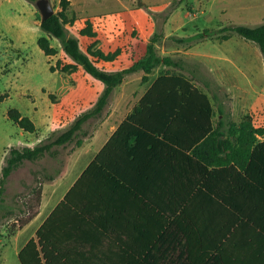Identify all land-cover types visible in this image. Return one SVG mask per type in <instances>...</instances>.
I'll use <instances>...</instances> for the list:
<instances>
[{
  "label": "crops",
  "instance_id": "obj_1",
  "mask_svg": "<svg viewBox=\"0 0 264 264\" xmlns=\"http://www.w3.org/2000/svg\"><path fill=\"white\" fill-rule=\"evenodd\" d=\"M174 67L160 63L150 73H128L105 108L86 121L81 142L66 159L59 148L52 157L56 166L43 168L45 177L53 178L43 182L39 213L20 234L38 223L18 251L67 198L60 220L69 236L65 246L71 248L65 258L74 264H264L258 176L231 168L234 161L216 164L235 155L236 135L230 129L240 125L225 123L214 106V127L222 134L212 141L203 134L207 117L204 121L202 115L198 125L190 108L176 119L166 110L139 107L160 74L189 77L171 71ZM79 94L78 99L87 97L85 89ZM51 104L47 112L27 113L37 125L36 137L20 140L17 147L34 146L63 128L68 111L58 112ZM6 155L0 158V172Z\"/></svg>",
  "mask_w": 264,
  "mask_h": 264
},
{
  "label": "rangeland",
  "instance_id": "obj_2",
  "mask_svg": "<svg viewBox=\"0 0 264 264\" xmlns=\"http://www.w3.org/2000/svg\"><path fill=\"white\" fill-rule=\"evenodd\" d=\"M51 2L55 12L63 10L61 0ZM66 12L68 32L79 38L83 50L118 51L112 60L98 59L100 67L132 65L147 55L148 44L157 33L158 52L181 64L170 70L194 78L213 99L217 113H224L225 123L264 128V53L256 42L229 29L263 23L264 0H70ZM41 20L35 2L0 0V158L20 140L36 137V132L9 118L11 108L28 115L35 110L47 112L56 103V111H68L62 123L66 129L81 110L95 107L103 92L100 80L83 66L72 72L63 70V65H73L75 60L64 52L58 38L51 37L58 52H44L38 44V38L46 34ZM87 20L93 23L96 36L81 33ZM84 89L87 97L78 99ZM258 138L264 139V133ZM79 139L61 147L63 159ZM53 166L56 160L48 155L26 161L10 175L6 193L14 206L0 220V264H22L18 250L38 222L20 234L21 208L32 187L45 182L43 168L52 170Z\"/></svg>",
  "mask_w": 264,
  "mask_h": 264
},
{
  "label": "trees",
  "instance_id": "obj_3",
  "mask_svg": "<svg viewBox=\"0 0 264 264\" xmlns=\"http://www.w3.org/2000/svg\"><path fill=\"white\" fill-rule=\"evenodd\" d=\"M35 2L37 0H30ZM63 10L55 12L45 20H41V28L45 35L38 38L39 46L47 55H54L58 52L51 42V37L60 40L64 52L75 60V64L63 65V70L71 72L83 66L84 70L102 81L106 87L101 94L97 104L92 109L82 112L72 124L55 137L44 139L34 146L17 147L12 146L6 156V164L0 174V220L7 217L13 211V204L7 199V183L14 170L28 161H38L45 156L56 157L60 147H66L76 140V137L83 130L86 121L92 116L105 108L108 103L112 90L123 82L128 73L142 69L150 73L152 69L160 64L179 66L178 60L170 55H161L157 50V41L159 35L156 33L148 44V53L132 65L122 69L109 70L102 68L97 64L98 59L112 60L118 54V51L106 53L104 50H94L88 47L87 51L83 50L79 38L70 35L68 32V14L66 12L70 0H61ZM229 29L239 33L243 38L256 42L264 53V22L258 25L237 24ZM81 33L89 36H96L97 31L93 29V23L87 20L86 25L81 29ZM228 36V35H226ZM230 36V35H229ZM61 63L58 60V65ZM57 65V66H58ZM56 68H53L55 70ZM167 93L169 98L157 97L160 93ZM176 93V94H175ZM176 96H173V95ZM140 108L154 107L166 110L170 117L175 114L176 119L182 117L183 110L190 108L196 116L197 124L201 125L202 115L204 121L207 117V128L204 125V135L209 133L212 141H217L218 135L222 133L219 127H214L213 115L215 113L213 100L208 92L193 82L192 78L182 74L162 73L152 84L147 94L140 101ZM8 116L15 123L19 124L27 131H35L37 125L28 115H25L18 108H11ZM220 124V123H219ZM264 133V128L242 125L237 129H230V134L236 135L237 146L232 148L234 156L228 155L226 158L219 160L216 164L229 165L231 161L235 164L231 168L237 167L246 173H252L258 176L257 184L263 189L260 198L264 203V139H259L258 134ZM81 139L78 140V143ZM222 142H224L222 140ZM228 148V145L226 146ZM237 152V153H236ZM239 156L240 160L236 157ZM45 178H53V175ZM42 185L32 187L31 196L25 202L24 208H21L22 215L18 219L19 228L27 225L40 210L42 198ZM67 198H65L48 216L44 223L38 228L36 237H32L19 251V259L22 264H74L72 259L65 258L66 251L71 249L66 247V239L69 237L66 229L65 220H60V213L66 207ZM264 216V215H263ZM72 224V222H69ZM259 233L264 235V225L259 227Z\"/></svg>",
  "mask_w": 264,
  "mask_h": 264
},
{
  "label": "water",
  "instance_id": "obj_4",
  "mask_svg": "<svg viewBox=\"0 0 264 264\" xmlns=\"http://www.w3.org/2000/svg\"><path fill=\"white\" fill-rule=\"evenodd\" d=\"M36 4L42 13V20L47 19L55 13L51 0H37Z\"/></svg>",
  "mask_w": 264,
  "mask_h": 264
}]
</instances>
